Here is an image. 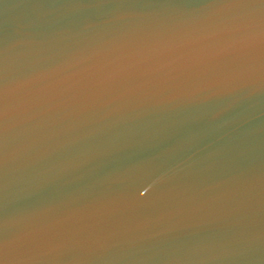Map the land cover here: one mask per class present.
<instances>
[{
	"label": "water",
	"instance_id": "95a60500",
	"mask_svg": "<svg viewBox=\"0 0 264 264\" xmlns=\"http://www.w3.org/2000/svg\"><path fill=\"white\" fill-rule=\"evenodd\" d=\"M0 264H264V0H0Z\"/></svg>",
	"mask_w": 264,
	"mask_h": 264
}]
</instances>
